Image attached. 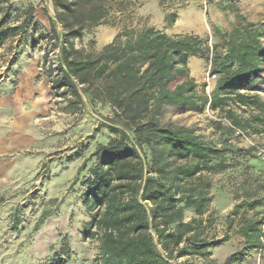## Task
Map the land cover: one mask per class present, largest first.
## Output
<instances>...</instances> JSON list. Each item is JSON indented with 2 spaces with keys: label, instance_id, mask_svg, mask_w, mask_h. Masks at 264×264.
I'll return each mask as SVG.
<instances>
[{
  "label": "trees",
  "instance_id": "obj_1",
  "mask_svg": "<svg viewBox=\"0 0 264 264\" xmlns=\"http://www.w3.org/2000/svg\"><path fill=\"white\" fill-rule=\"evenodd\" d=\"M114 1L52 0L55 19L40 35L52 42L43 65L52 93L66 102L64 110L80 115L87 103L108 106L119 125L109 127L116 137L91 154L94 162L83 182L89 221L82 233L100 243L96 263L213 264L211 250L229 242L234 227L247 253L232 254L228 263L241 264L251 252L264 260V213L254 212L264 207V195L246 190L229 213L223 236L215 216H207L213 196L206 174L217 168L213 160L231 153L229 141L217 144L190 127L159 120L165 107L196 110L200 102L231 125L217 122V129L264 134V100L242 92L248 85L253 88L261 74L264 30L238 12L231 32L216 29L221 44L212 48L194 35L171 37L154 28L126 29L98 51L76 48L75 40L88 28L105 23ZM22 14V21L15 22L13 4L0 1V50L9 41L20 44L29 37L33 46L39 44L36 28H30L35 27V6L28 5ZM193 57L211 61V74L219 78L209 97L198 96L188 67ZM186 213L193 217L187 220ZM71 252L65 239L61 256L47 264H68Z\"/></svg>",
  "mask_w": 264,
  "mask_h": 264
},
{
  "label": "rangeland",
  "instance_id": "obj_2",
  "mask_svg": "<svg viewBox=\"0 0 264 264\" xmlns=\"http://www.w3.org/2000/svg\"><path fill=\"white\" fill-rule=\"evenodd\" d=\"M0 1L13 4L18 16L15 22H21L24 10L34 5L35 27L30 28H36L39 37L36 46L29 37L20 44L9 41L0 50V264H47L61 256L65 239L72 251L68 264H97L100 243L82 233L89 221L83 182L94 162L91 154L116 137L109 127L119 125L108 106L87 103L82 114L71 115L64 110L66 102L52 93L43 65L52 42L40 36L50 30V18L55 19L52 0ZM108 7L105 23L88 28L83 38L75 40L76 48L98 51L126 29L146 28L171 37L194 35L212 48L221 44L216 29L231 32L238 24V12L264 30V0H116ZM56 25L62 32V26ZM188 67L198 85V96L209 97L219 80L208 76L211 61L193 57ZM242 92L257 93L264 100V64L257 84ZM198 106L196 110L165 107L159 120L163 125L190 127L217 144L229 141L231 153L213 160L217 168L206 174L213 196L207 216H215L216 229L223 236L226 219L246 190L264 195V134L219 130L217 122L224 127L230 123L209 106L200 102ZM254 212L264 213V207ZM185 217L189 220L193 215L186 213ZM229 234V242L211 250L213 264H229L232 254L247 253L235 227ZM241 264H264V260L251 252Z\"/></svg>",
  "mask_w": 264,
  "mask_h": 264
},
{
  "label": "built area",
  "instance_id": "obj_3",
  "mask_svg": "<svg viewBox=\"0 0 264 264\" xmlns=\"http://www.w3.org/2000/svg\"><path fill=\"white\" fill-rule=\"evenodd\" d=\"M208 76H209V78H211L212 80L217 79V76H216V75H213V74H211V73H210Z\"/></svg>",
  "mask_w": 264,
  "mask_h": 264
}]
</instances>
